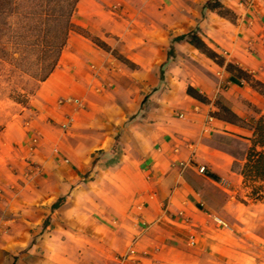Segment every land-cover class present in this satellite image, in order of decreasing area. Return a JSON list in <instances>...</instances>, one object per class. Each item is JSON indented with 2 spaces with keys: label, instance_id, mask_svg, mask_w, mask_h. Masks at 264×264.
I'll return each instance as SVG.
<instances>
[{
  "label": "crops",
  "instance_id": "0c3cea01",
  "mask_svg": "<svg viewBox=\"0 0 264 264\" xmlns=\"http://www.w3.org/2000/svg\"><path fill=\"white\" fill-rule=\"evenodd\" d=\"M73 19L1 131L0 264H264L223 217L243 181L229 140L252 131L216 116L264 114L241 74L264 84V0H79Z\"/></svg>",
  "mask_w": 264,
  "mask_h": 264
},
{
  "label": "rangeland",
  "instance_id": "374dc122",
  "mask_svg": "<svg viewBox=\"0 0 264 264\" xmlns=\"http://www.w3.org/2000/svg\"><path fill=\"white\" fill-rule=\"evenodd\" d=\"M27 14L28 17L22 22L12 17L6 36L0 39V135L4 128L25 114L38 83L44 80L53 64L58 65L69 34L80 31L74 19L69 32L58 26L53 30L54 37L48 42L54 53L45 54L47 43L42 35L43 26L32 11L29 10ZM60 44L63 48L56 50ZM247 148L229 140V149L240 158ZM236 168H240V165ZM249 192L243 179L240 191L234 195L238 202L233 201L223 217L230 223H236L239 219L243 221L246 235L256 238L264 250V204L250 201ZM215 204L219 202L216 200Z\"/></svg>",
  "mask_w": 264,
  "mask_h": 264
},
{
  "label": "trees",
  "instance_id": "16d2710c",
  "mask_svg": "<svg viewBox=\"0 0 264 264\" xmlns=\"http://www.w3.org/2000/svg\"><path fill=\"white\" fill-rule=\"evenodd\" d=\"M79 0H0V39L6 36L7 30L10 27V20L12 17H17L19 20H24L28 16V11L37 16L41 25L43 26L42 35L46 40L47 47L45 48V54L54 53L51 52L49 45V39L53 36V30L58 26H62L69 32L73 26V16L77 9ZM219 7V2L214 3V8ZM54 28V29H53ZM176 40H187L190 44L201 49L204 52L210 53L207 45L199 38L196 32H190L187 35L178 37ZM67 43V41H66ZM65 44L63 46L65 47ZM60 44L56 50L63 48ZM54 51V50H53ZM172 51L170 55H172ZM50 71L45 76L47 79L54 71L56 64L52 65ZM253 84V87L264 95V84L260 81H252V79L245 73H241ZM43 80V81H44ZM189 93L195 95L201 100H204L203 96L189 89ZM220 113H216V116L232 124H237L245 128H249L252 131V136L249 138V145L244 155L240 158V168L235 170L244 179V184L247 189L250 190L248 198L253 203L264 204V114L261 115L253 123H250L225 106H219ZM236 157V154L233 153ZM243 203L248 205V202L243 200Z\"/></svg>",
  "mask_w": 264,
  "mask_h": 264
},
{
  "label": "built area",
  "instance_id": "2783aa9c",
  "mask_svg": "<svg viewBox=\"0 0 264 264\" xmlns=\"http://www.w3.org/2000/svg\"><path fill=\"white\" fill-rule=\"evenodd\" d=\"M200 172H201V173H205V172H206V168H205V167H201V168H200Z\"/></svg>",
  "mask_w": 264,
  "mask_h": 264
}]
</instances>
